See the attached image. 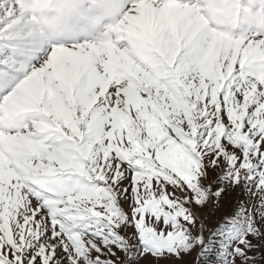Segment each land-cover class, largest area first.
I'll return each instance as SVG.
<instances>
[{
	"label": "snow or ice",
	"instance_id": "6c2138e0",
	"mask_svg": "<svg viewBox=\"0 0 264 264\" xmlns=\"http://www.w3.org/2000/svg\"><path fill=\"white\" fill-rule=\"evenodd\" d=\"M0 264H264V0H0Z\"/></svg>",
	"mask_w": 264,
	"mask_h": 264
},
{
	"label": "rangeland",
	"instance_id": "374dc122",
	"mask_svg": "<svg viewBox=\"0 0 264 264\" xmlns=\"http://www.w3.org/2000/svg\"><path fill=\"white\" fill-rule=\"evenodd\" d=\"M228 199H234V197H229Z\"/></svg>",
	"mask_w": 264,
	"mask_h": 264
}]
</instances>
